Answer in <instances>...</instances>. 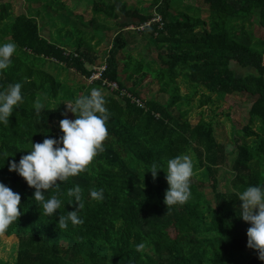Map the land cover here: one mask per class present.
<instances>
[{"label": "trees", "instance_id": "1", "mask_svg": "<svg viewBox=\"0 0 264 264\" xmlns=\"http://www.w3.org/2000/svg\"><path fill=\"white\" fill-rule=\"evenodd\" d=\"M21 1L37 5L44 19L41 24L25 13L16 15L11 3L0 2V38L17 46L11 65L0 70V91L22 84V102L8 125L0 122V183L21 197V216L0 237V264H264L247 247L251 225L240 218L238 199L249 186L264 188V0H199L197 6L151 0L142 9L123 0H91L93 14L115 27L109 39L105 28L79 24L80 16L60 0ZM157 16L161 22L142 31L129 29ZM95 40L105 44L102 56ZM139 45L134 57L129 48ZM153 47L156 58L148 61ZM47 61L75 72L86 86L70 90L45 71ZM102 65L103 79L117 91H108L102 81L89 83L93 69ZM234 66L252 71L239 75ZM149 78L167 97L164 103L145 101L135 91ZM93 88L108 92L102 93L110 114L104 151L84 172L44 193L62 201L48 216L33 199L35 189L8 170L9 162L18 164L31 143L59 140L66 105ZM206 93L250 103L247 124L231 127L236 154L229 169V151L216 140L213 122L187 121L194 101L200 108L211 103ZM37 102L43 105L39 114ZM188 153L194 158L191 197L166 208V162ZM153 163L160 170L155 180ZM75 186L82 189L83 224L59 228L58 216L77 207L67 196ZM93 189H103L102 201L91 199ZM141 242L146 248L138 252Z\"/></svg>", "mask_w": 264, "mask_h": 264}, {"label": "clouds", "instance_id": "2", "mask_svg": "<svg viewBox=\"0 0 264 264\" xmlns=\"http://www.w3.org/2000/svg\"><path fill=\"white\" fill-rule=\"evenodd\" d=\"M14 42L0 45V70L11 65V58L16 51ZM21 83L8 85L0 91V122L9 124V117L14 106L22 102ZM102 91L91 89L89 95H82L69 102L67 110L74 116V120L64 118L59 122L62 136L59 140L45 138L42 143L30 146L27 155L20 158L17 164L9 162L8 170L16 172L30 187L35 189L33 199L39 202L44 214L53 216L61 207V199L53 195L45 198L44 193L57 185V182L66 181L69 177L84 172L93 159L104 151L103 142L108 136L106 122L109 112ZM35 111L39 114L43 105L35 103ZM7 158V157H6ZM166 182L168 189L164 194L166 208L185 204L191 197L190 181L193 176V163L189 155H178L166 162ZM158 165H151L153 180L157 177ZM67 196L74 198L77 206L74 211L58 216L59 228L66 229L72 225L83 224L80 211L84 208L82 189L75 186L67 191ZM90 197L94 201L104 199L103 189L91 190ZM240 218L250 224L247 229V247L258 253V258L264 261V188L249 186L239 197ZM21 197L19 193L0 183V237L4 236L9 226L21 216ZM146 248V243L136 245L138 252Z\"/></svg>", "mask_w": 264, "mask_h": 264}, {"label": "rangeland", "instance_id": "3", "mask_svg": "<svg viewBox=\"0 0 264 264\" xmlns=\"http://www.w3.org/2000/svg\"><path fill=\"white\" fill-rule=\"evenodd\" d=\"M64 3L66 8H68L70 11L75 13L76 15L80 16L78 18L79 24L83 26L89 27L91 24L90 22L94 23L95 27H103L105 28V35L109 39L113 36V31L115 29L113 23H111L108 20H103L100 16H96L93 14L91 8V0H60ZM128 7H134L136 6L139 9H142V7H148L149 2L151 0H144L145 4L140 5L137 4V0H123ZM0 2H9L13 5V12L14 14H19L20 12L25 13L29 16L36 17L38 21L42 24V19H44L43 14H41L40 8H37L33 5L32 7H28L25 2H22L21 0H0ZM184 2L189 3L190 5H202L199 0H184ZM174 10H178L177 7L174 5ZM125 20V19H123ZM84 22V23H83ZM62 24L64 23L60 22L58 23L59 27H62ZM88 24V25H85ZM47 29V28H46ZM45 29V30H46ZM110 30V31H107ZM1 42H9L8 39H5L4 37L0 38ZM97 40L94 41V45H96ZM141 45V43H140ZM139 46H132L129 48V51H132V55L136 57L139 55L137 53V50H140ZM134 49V51H133ZM96 51L98 52L99 56H102L103 53H105V44L101 42L99 45H96ZM156 58V49L155 47L151 48L150 53L148 54V61H153ZM234 69L237 74L239 75H247L252 70H240L237 68V66H234ZM45 71L50 73L53 77L60 78V80L67 86V88H70V90L78 89L81 86H86V81L82 79L79 75H77L75 72L68 71L63 68V66L58 65L56 62L53 61H47L45 64ZM128 88L132 86V83L127 84ZM181 92L184 94L187 91V87L183 84H181ZM139 90L140 97L145 101L150 100H158L161 103H164L167 100V97H164L159 94V87L157 83L150 78L140 83L136 86L135 91ZM104 95H107V91L102 92ZM205 96H209L208 93L205 94ZM211 103L209 105H206L204 107H199V103L197 101H194L193 107L190 109V113L188 114L187 121L192 125H196L201 118L205 119L206 121H212L213 122V131L214 135L216 137V140L218 142H221L226 145L227 150L229 151L228 154V160H227V166L226 169H229V164L231 160L234 158L236 152L234 148L233 143V132L231 130L232 124H236L237 130H240L243 126L247 124V114L248 109L250 106L249 100L245 98H238V99H226V100H218L214 95L209 96ZM205 101V100H204ZM67 118L70 120H73V114L67 110ZM253 140L251 138L249 141ZM191 157L192 162L194 161V158L191 153H188ZM229 178V176H227ZM222 192H225L226 190H221Z\"/></svg>", "mask_w": 264, "mask_h": 264}, {"label": "built area", "instance_id": "4", "mask_svg": "<svg viewBox=\"0 0 264 264\" xmlns=\"http://www.w3.org/2000/svg\"><path fill=\"white\" fill-rule=\"evenodd\" d=\"M162 18L161 16H157L154 19H152L149 22H145L139 26L136 27H130L129 29H135L137 31H142L144 30L145 27H149L153 22H161ZM105 71L104 65L102 66H96V68L93 69V74L89 80V83L92 84L95 81H102L104 86L106 87V89H108V91L112 92V91H117V85L115 83H109L106 80L103 79V72ZM137 104H140L139 102H137Z\"/></svg>", "mask_w": 264, "mask_h": 264}]
</instances>
